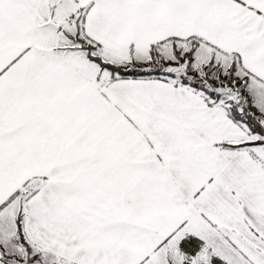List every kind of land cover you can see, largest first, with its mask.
<instances>
[{
	"label": "crops",
	"instance_id": "obj_1",
	"mask_svg": "<svg viewBox=\"0 0 264 264\" xmlns=\"http://www.w3.org/2000/svg\"><path fill=\"white\" fill-rule=\"evenodd\" d=\"M57 3L113 65L188 41L234 58L264 108V0H0V207L34 192L0 211V259L16 253L22 206L43 264H167L195 229L218 234L231 264H264V166L219 148L247 144L246 129L188 89L104 83L75 51L44 48Z\"/></svg>",
	"mask_w": 264,
	"mask_h": 264
},
{
	"label": "rangeland",
	"instance_id": "obj_2",
	"mask_svg": "<svg viewBox=\"0 0 264 264\" xmlns=\"http://www.w3.org/2000/svg\"><path fill=\"white\" fill-rule=\"evenodd\" d=\"M52 9L53 11L50 12V20L46 26L47 30H43V32L46 31L44 32L46 36L42 46L53 52H64L65 50L63 49L75 51L78 55L77 57H81V59L86 60L87 64L102 72L101 75L104 76L100 81L105 83L109 73L106 70H100L96 64L87 59L86 49L89 50V55L91 57H99L100 59L101 51L85 39L80 29L78 30L79 23H76V19L79 14H75L74 12L68 14L61 4H58ZM59 12L62 17H64L62 20L56 15L59 14ZM64 14L65 16H63ZM73 14H75L74 18L70 19V16ZM53 15H55V17H53ZM51 18L54 20H51ZM51 23L55 24L57 27L53 26ZM125 62H128L127 64H129V66L123 63V65L120 64L115 66L122 67L125 70L131 68L147 69L150 66L162 67L172 72H178L194 80L196 83L204 84L212 91L222 93L224 95L223 98L239 103V105L244 107L255 117L258 123L264 127V108L261 112L257 109L255 102L256 96L252 95L250 92L252 82L237 66L236 60L232 57L212 51L209 47H204L198 41L167 43L156 49L154 56L151 54L149 56V54L147 55L144 53L143 56H140L136 60ZM141 63L144 65H140ZM211 103L216 106H225L221 100L218 102L211 101ZM226 108H228V106H226ZM238 120L246 131L249 132L248 126L239 118ZM249 137L248 146L246 148L254 152L256 158H258L264 166V144H256L263 142L264 138L251 133H249ZM6 211L7 218L10 220L16 209L15 207L8 208ZM19 212L20 208L18 213ZM23 221L24 214L21 218L22 226ZM8 227L10 228L9 224ZM194 234L198 237L201 246L198 252L194 253L192 259L180 249H176L177 247L179 248L184 241L177 238L167 245V264H231L227 247L218 234L205 229H195ZM13 244L14 245H11V250L13 251V249H15V255H8L0 259V264H43L42 260L39 259L36 251H34L31 245L26 241L21 231L18 230ZM194 247L195 246L191 244L190 248L193 249ZM202 256H206V258L201 259L200 257Z\"/></svg>",
	"mask_w": 264,
	"mask_h": 264
},
{
	"label": "trees",
	"instance_id": "obj_3",
	"mask_svg": "<svg viewBox=\"0 0 264 264\" xmlns=\"http://www.w3.org/2000/svg\"><path fill=\"white\" fill-rule=\"evenodd\" d=\"M79 29L80 27L78 26V30ZM157 47L158 45L150 47L149 52L151 55L153 56L155 55V50L157 49ZM86 52H87L86 56L89 61L96 64L100 70H106L109 73L110 82H114L116 80H157V81L169 83L175 87L188 89L193 93L200 95L204 99V101L210 106H216L215 104H212L211 101L218 102L219 100H221L225 104V106L223 105L216 107H220L224 109L226 113L230 116V118H232V120H234L236 123L240 124L238 118L243 123H245L249 128V132L247 131L248 135L249 133H251L264 138V127L258 123V121L255 119L253 115H251L244 107L239 105V103L223 98L224 95L222 93L212 91L204 84L196 83L194 80L185 77L184 75L178 72H172L162 67L150 66L147 69L131 68L125 70L122 67L115 66L110 63H105L99 57H91L89 55V50L87 49ZM226 106H228V108H226ZM256 144H264V141ZM247 146L248 144L245 143L237 144V145L225 143L220 145L219 148L238 151L245 149ZM30 183L31 181L26 183L20 191L16 192L12 196V199L16 197H20L22 203L29 200L34 195V192L32 190L28 191ZM12 199L8 200L4 205H2L0 207V211ZM22 215H23V208L21 206L20 212L18 213V217L16 218V227L19 231L22 230V225H21ZM191 244L195 246L193 249L190 248ZM200 246L201 244L196 238L187 237L186 239H184L183 243L179 247L183 253L189 256H193L196 250H198Z\"/></svg>",
	"mask_w": 264,
	"mask_h": 264
},
{
	"label": "built area",
	"instance_id": "obj_4",
	"mask_svg": "<svg viewBox=\"0 0 264 264\" xmlns=\"http://www.w3.org/2000/svg\"><path fill=\"white\" fill-rule=\"evenodd\" d=\"M75 14H79V11L77 10V11H75ZM75 14H73V15H71L70 16V19H73L74 18V16H75ZM26 247V246H25Z\"/></svg>",
	"mask_w": 264,
	"mask_h": 264
},
{
	"label": "water",
	"instance_id": "obj_5",
	"mask_svg": "<svg viewBox=\"0 0 264 264\" xmlns=\"http://www.w3.org/2000/svg\"><path fill=\"white\" fill-rule=\"evenodd\" d=\"M52 24V23H51ZM53 26H56L55 24H52ZM57 27V26H56Z\"/></svg>",
	"mask_w": 264,
	"mask_h": 264
}]
</instances>
